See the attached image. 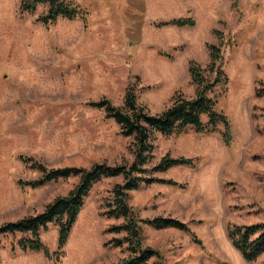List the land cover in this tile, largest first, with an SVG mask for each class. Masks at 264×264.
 <instances>
[{"label": "rangeland", "instance_id": "1", "mask_svg": "<svg viewBox=\"0 0 264 264\" xmlns=\"http://www.w3.org/2000/svg\"><path fill=\"white\" fill-rule=\"evenodd\" d=\"M71 1L83 17L44 24L38 18L47 5L22 13L21 0H0V226L42 212L80 181L71 176L23 187L19 179L41 173L21 155L48 167L131 163L133 137L89 102L108 98L123 106L130 89L147 111L159 113L179 94L193 98L189 62L206 69L209 44H216L229 80L212 95L230 120V141L224 125L212 133H157L148 167L167 153L197 163L151 174L185 187L143 184L128 201L139 218L172 217L190 228L142 224L143 245L158 252L146 264H264V253L248 261L227 235L233 224L264 221V95L255 92L264 86V0ZM183 17L195 24H160ZM123 178L104 177L94 185L73 225V244L60 258L21 251L22 234L15 233L1 239L0 264H118L129 253L111 241L124 233L109 227L123 219L106 216L104 204ZM58 234L53 223L41 232L52 252L59 249Z\"/></svg>", "mask_w": 264, "mask_h": 264}, {"label": "trees", "instance_id": "2", "mask_svg": "<svg viewBox=\"0 0 264 264\" xmlns=\"http://www.w3.org/2000/svg\"><path fill=\"white\" fill-rule=\"evenodd\" d=\"M40 4L48 6V11L38 20L44 24L55 22L59 17L75 19L84 16V11L71 0H21L20 12H34ZM161 25L192 26L195 20L192 17L173 18L160 22ZM210 62L204 69L197 61L189 62V72L193 83L197 85L196 95L187 98L179 94L175 96L170 105L159 113H151L138 102L134 91L128 89L123 106H116L108 98L89 102L90 106L104 109L108 117L113 118L121 127L124 136L134 139V160L123 164L111 166L106 163H95L91 167L63 166L48 167L38 159L21 155L20 159L29 164L31 168L40 172L35 179H19L18 184L31 188L42 187L58 179H67L79 176V183L66 195L54 198L45 209L36 214L25 216L14 222H7L0 226V242L7 234L21 233L18 246L23 252H43L49 259L60 258L62 248L67 243L71 229L84 205L85 198L94 185L104 177L123 175V182L116 183L112 189V196L104 206V214L110 218H122V222L112 224L110 232L124 233L121 237H113L114 246H122L129 254L122 258L118 264H146L158 252L146 247L142 242V224L157 229L177 227L190 231L186 223L172 217L157 216L154 218H139L133 207L129 204V192L140 188L143 184L163 182L180 187L185 184L177 183L171 179L154 177V172H162L175 166H191L197 163L196 158L186 156H172L165 154L152 167L148 164L153 161L155 154V135L164 136L181 134L188 129L200 133H212L224 125L222 135L228 143L231 138V124L227 115L217 109V100L214 93L220 84H226L229 77L222 69L223 55L220 45L209 44ZM205 71L213 79L207 78ZM257 95H264V86L257 87ZM207 117V121L203 117ZM59 227L58 250L50 251L41 238V232L48 230L49 224ZM228 238L233 246L248 261L255 260L264 253V221L253 224H233L227 231ZM194 237V235H193Z\"/></svg>", "mask_w": 264, "mask_h": 264}, {"label": "crops", "instance_id": "3", "mask_svg": "<svg viewBox=\"0 0 264 264\" xmlns=\"http://www.w3.org/2000/svg\"><path fill=\"white\" fill-rule=\"evenodd\" d=\"M175 167H177V166H175ZM75 230H76V228H74L73 227V229H72V232H71V236H69V238H68V240H67V246H70V245H72L73 244V239H74V237H72V233H73V236H74V232H75ZM58 239H59V234H58ZM58 241V240H57ZM58 243V242H57ZM65 244V245H66Z\"/></svg>", "mask_w": 264, "mask_h": 264}]
</instances>
